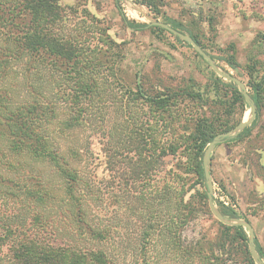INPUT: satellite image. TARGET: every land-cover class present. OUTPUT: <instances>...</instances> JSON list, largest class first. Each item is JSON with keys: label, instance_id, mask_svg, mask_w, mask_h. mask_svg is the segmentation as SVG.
Segmentation results:
<instances>
[{"label": "trees", "instance_id": "trees-1", "mask_svg": "<svg viewBox=\"0 0 264 264\" xmlns=\"http://www.w3.org/2000/svg\"><path fill=\"white\" fill-rule=\"evenodd\" d=\"M136 1L159 13L157 0ZM114 2L127 28L165 31L128 19L119 0ZM83 5L77 2L66 11L59 0H0V205L12 200L23 208L35 206L39 213L52 206L65 221L67 238L59 246L35 236L11 241L10 261L119 264L109 229L88 219L101 194L95 178L105 170L119 174L122 198L141 225L139 264H223L238 255L254 264L240 226L220 224L221 234L208 245L181 239L198 212L208 211L203 153L215 135L241 121L231 116L248 107L243 96L232 82L209 70L213 88L230 93L228 100L215 103L227 116L221 121L193 79L182 86L149 84L145 89L123 83V44ZM163 22L192 37L205 51L182 23L168 17ZM257 40L264 41V32ZM226 62L236 68L231 59ZM247 75L257 115L228 142L252 137L264 109V75L255 78L252 67ZM118 99L117 109H104ZM93 139L103 140L101 155L93 151ZM165 157H179V164L160 173ZM39 165L50 170L52 179L35 171ZM260 201L264 210V196ZM220 211L239 217L225 206ZM6 238L0 235V247ZM254 242L264 258L256 237Z\"/></svg>", "mask_w": 264, "mask_h": 264}, {"label": "rangeland", "instance_id": "rangeland-1", "mask_svg": "<svg viewBox=\"0 0 264 264\" xmlns=\"http://www.w3.org/2000/svg\"><path fill=\"white\" fill-rule=\"evenodd\" d=\"M77 2L85 4L84 7L109 27L108 33L112 39L123 44L125 56L120 66L123 83L140 85L145 89L149 84H161L160 87L182 86L189 79H193L196 88L205 92L212 111L224 121L227 116L222 114L223 110L220 112L217 109L218 105L215 103L228 100L230 93L225 89L217 92L213 88L209 74L211 69L204 59L196 56L189 44L176 36L177 40L175 35L166 30L160 32L149 28L134 31L127 28L118 14L114 0H59L60 6L66 11ZM119 2L125 16L136 22H163L164 18L168 17L182 23L196 35L205 47V52L215 57L213 60L220 69L245 83L248 93V67L253 68L255 78L259 79L264 75V41L257 40L259 34L264 32V0H157L159 13L156 15L136 0ZM226 59L234 61L236 68L229 67ZM115 91L120 96V90L115 88ZM118 101L119 99L110 100L104 109H117L120 104ZM212 113L210 112L211 115ZM249 115V107H245L241 115L235 110L231 119L241 118L242 121ZM114 119L113 114L111 121ZM102 148L103 140L93 139V151L101 155ZM179 159L165 157L160 173L171 167L176 168ZM97 168L100 173L102 166ZM35 169L41 170L45 178H51L52 173L47 167L39 165ZM209 170L216 207L219 210L221 206L228 207L238 214V218L248 221L264 254V210L260 209V200L264 196V109L260 110V119L252 137L237 142L226 140L213 148ZM95 179L101 194H98L99 200L94 206L96 212L93 217L88 218L89 221L109 229V239L113 244L111 249L118 255L116 258L119 257V264H136L135 260L139 264L136 255H139L141 225L130 210L128 202L122 198L123 183L119 174L108 175L102 170ZM197 187L199 188L198 185ZM199 189L203 190V187ZM47 207L48 205L46 210L39 213L35 206L23 208V205L12 200L0 205V215L5 217L0 220V235L7 237L8 241L0 247V264H12L8 256L11 241L35 236L49 245L59 246L67 240L65 221L62 217L59 219L56 208ZM207 210L198 212L196 218L182 231L181 239L185 244L200 242L208 245L221 234V223L211 215L208 208ZM7 217H11L8 218L9 221ZM244 231L248 235L247 230ZM261 259L264 261V258ZM223 264L247 262L238 255Z\"/></svg>", "mask_w": 264, "mask_h": 264}, {"label": "water", "instance_id": "water-1", "mask_svg": "<svg viewBox=\"0 0 264 264\" xmlns=\"http://www.w3.org/2000/svg\"><path fill=\"white\" fill-rule=\"evenodd\" d=\"M123 1V0H122ZM138 12L143 13L140 9L135 8ZM150 26H158L162 29L168 31L169 33L177 36L180 40L183 42L189 44L193 50L200 55L208 64L211 71L216 74L219 78L232 82L237 90L241 93V95L244 98V101L246 105L249 107L250 115L246 120H242L239 123H237L232 129H230L227 132L220 133L213 137V139L208 143L202 157V167H203V174L206 184V196H207V205L208 209L211 213V215L221 224L225 226H240L243 229L247 230V241H248V250L250 253V256L254 262V264H264V261L260 258L257 250L255 249V234L254 229L251 226V224L243 219L237 218V217H228L221 213V211L216 207L214 201H213V184H212V177L209 170V162L211 157V152L213 148L226 140L232 139L235 136H237L245 127L251 125V123L256 118L257 112H256V106L254 101L252 100L251 96L249 95L245 83L237 78L236 76L231 75L229 72L220 69L213 58L208 55L189 35L184 34L181 31H178L177 29H174L173 27L169 26L167 23L161 22V21H155L151 20L150 23H148Z\"/></svg>", "mask_w": 264, "mask_h": 264}]
</instances>
